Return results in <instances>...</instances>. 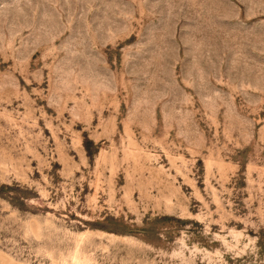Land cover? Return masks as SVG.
Segmentation results:
<instances>
[{"label":"rangeland","instance_id":"1","mask_svg":"<svg viewBox=\"0 0 264 264\" xmlns=\"http://www.w3.org/2000/svg\"><path fill=\"white\" fill-rule=\"evenodd\" d=\"M0 264H264V0H0Z\"/></svg>","mask_w":264,"mask_h":264}]
</instances>
